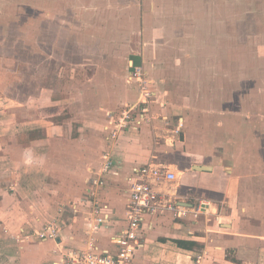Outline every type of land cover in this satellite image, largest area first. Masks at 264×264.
<instances>
[{"label": "crops", "instance_id": "1", "mask_svg": "<svg viewBox=\"0 0 264 264\" xmlns=\"http://www.w3.org/2000/svg\"><path fill=\"white\" fill-rule=\"evenodd\" d=\"M252 1L38 0L32 40L30 4L20 18L13 1L0 0V264H58L69 236L85 248L90 239L114 248L122 221L92 231L89 205L79 204L62 231L69 234L27 240L46 223L48 207L36 208V200L55 202L63 193L54 184L48 194L49 178L73 167L75 179L85 175L86 192L105 154L122 167L109 174L100 198L121 218L135 166L153 160L176 173L161 188L176 190L186 213L151 215L135 264H264V55L257 53L258 70L247 68L242 79L235 60L240 8L250 13ZM255 6L264 21V0ZM31 47L38 85L29 79L16 88L29 78ZM79 55L86 64L73 63ZM135 65L145 71L149 95L130 73ZM81 69L86 79L71 78L62 90L63 73ZM133 104L141 122L113 136Z\"/></svg>", "mask_w": 264, "mask_h": 264}, {"label": "built area", "instance_id": "2", "mask_svg": "<svg viewBox=\"0 0 264 264\" xmlns=\"http://www.w3.org/2000/svg\"><path fill=\"white\" fill-rule=\"evenodd\" d=\"M131 75L140 82L141 90L149 95L147 86L148 80L144 77L145 71L141 65L133 66ZM138 104L126 106L115 125L112 135L117 130L130 126L131 121L135 124L141 122L137 115H142ZM134 126L135 125H131ZM121 165L114 162L108 155H104V163L99 171V176L92 180L93 187L104 185L109 174L118 175ZM176 179V173L162 162L149 160L139 166H135L130 175L127 176L125 192L127 201L125 214L117 219V212L108 201L100 198V190L88 191L87 196L80 197V203L73 204L74 210H79L78 204L89 205V215L85 217L92 231L102 226H111L120 219L122 223L111 236L113 249H99L92 239L88 241L86 248H76L65 253L66 264H135V255L138 250L146 245V231L151 222L148 219L151 215L173 212L177 216L186 213L181 200L182 197L176 190L163 189L164 184L172 185ZM84 210V209H83ZM82 211V209H81ZM62 223L64 220L54 218L43 224L40 230L34 232L41 240L62 238ZM62 240V239H61Z\"/></svg>", "mask_w": 264, "mask_h": 264}, {"label": "rangeland", "instance_id": "3", "mask_svg": "<svg viewBox=\"0 0 264 264\" xmlns=\"http://www.w3.org/2000/svg\"><path fill=\"white\" fill-rule=\"evenodd\" d=\"M10 1H13L12 2L13 13L16 16H19L20 18L21 17L22 18L28 17V14L26 16L24 10L23 9L20 10V8H22V6H24L26 8V6H28V4H30V6H29L30 8L28 7V10H25V11H27V13L29 12L30 17H31V20H30L31 25H32L31 38H32V40H37L38 35L36 32H37V27H38L37 22L39 20L38 0H10ZM252 2H253L254 7L249 6V12L250 13L246 14L244 9H243V7H244L243 6L242 8H240V15L238 17L239 18V21H238L239 43L237 42L238 43V48H237V51H238L237 55L238 56L236 55L237 58L235 60H237L236 63L238 65L237 68L239 69V71L241 69H244V73H241V72L239 73V79H242L243 77L246 76L245 71L247 68L253 69V67H254L255 71L258 70V65L256 63L257 57H258L257 53L259 52L260 56L264 55V47L261 46L262 43L264 42V40L262 41V38H261L262 32H264L263 14H259L257 12L258 6L256 4V6H257V9H256V6H255L256 0H254ZM240 4L245 5L242 2V0H240ZM224 13H225V10H224ZM223 29L225 31L224 25H223ZM49 30H50V21H48V24H47V31H49ZM246 38L248 39V41L246 40ZM17 44H18V42L16 41V45ZM31 48H32L31 49L32 53L30 56L31 57V64H29L30 66H29V71H28L29 78L20 81V82H22L21 84H18V85L16 84L15 85L16 88L17 87H19L21 89L25 88V86H23V85L26 82H30L29 79L31 80L32 85H34V86H35V84L38 85V73H37L38 67L37 66L39 63V57L34 55L35 48L34 49H33V47H31ZM16 52L18 54L20 51L16 50ZM82 52H83V50L81 51V54H82ZM67 61L69 62L70 60L67 59ZM70 63H71V61H70ZM73 63L77 64V65L86 64L85 57H83L81 55L76 56V58H73ZM52 67H54V65H52ZM21 70H22V67H21ZM88 74L89 73L85 72L83 69L79 70V72L77 71L76 73H72V72H69L66 74L63 73L62 78L64 80L63 84H65V88H63L62 90L67 91L70 88V85H69L70 82L68 80H70L71 78H74L73 79L74 82H76V79H79V83H81L80 78H83V80H85L86 76H88ZM53 76H55L54 72L52 73V77H50V75L47 77V79H48L47 82L50 80V78H52V80H53ZM52 80L50 81V83H52ZM259 89H260V92L264 91V89H262V88H259ZM240 91L242 92L241 89H240ZM81 95H82V92H80L79 98L81 100H85V98H83ZM242 99H243V96L241 95L240 99L236 98L235 100H238V101L240 100V104H241ZM240 104H237L236 107L239 108ZM96 129L100 130L99 128H96ZM73 170H74L73 167L69 168L66 166L64 167V165H63L61 171L59 172L60 174L58 173L59 177H55V182L51 181L54 179V176L49 178V182H48L47 188H46V190L50 191V193H48L49 195L55 194L54 192L53 193L51 192V190H53V188L55 187L54 184L59 186V188H61V189H59V192H60V190L63 191L62 195L59 194V197L57 196L58 195L57 193H56L57 195L56 194L54 195V196H56L57 201L50 202L48 200L47 201L42 200L39 202L38 200H36L37 201L36 206H35L36 208L38 206L40 207L41 205L46 206V208L48 207V209L46 211L47 213H46V218H45L44 222H47L49 220H52L54 218L59 217L60 220H64V223H62L63 230L66 228H69L71 226V224L73 223V218H74L73 204L76 202H79L80 197L82 198L83 196H87V194H86L87 191H92V190L95 192L97 190L101 191L106 186V185H101V186L95 185L93 187V183L91 181L90 184L88 183L89 187H88L87 191L85 192V191H83V186H82V184L84 183L85 175L83 174L84 177L83 176L81 177L79 175L78 179L77 178L75 179L74 175H76L77 173H75ZM79 174L82 175V172H80ZM70 179L73 180L74 182L70 181ZM58 181H61V183H59ZM48 191H46V192H48ZM32 204H35V202H33ZM80 205H82V204H80ZM49 208H50V210H49ZM79 213H81V211H79ZM117 216L120 217L119 214ZM119 217H117V219ZM120 222H121V220L119 219L116 222V224H118ZM41 227H40V225L39 226H37V225L33 226L31 236H29V238H31V239L27 238V240H31V241H34V239L35 240L36 239L41 240L37 237V235L34 232L35 229L40 230ZM66 234H69V233H63L62 236H65ZM33 236L35 238H32ZM71 240H72L71 236H69L65 240L62 238V240H61V242H62L61 260L58 262V264H66V262H64L63 257H65V253L70 252L69 250L76 249L77 247L78 248L79 247L85 248V247H82V245H80L79 243L74 244Z\"/></svg>", "mask_w": 264, "mask_h": 264}, {"label": "water", "instance_id": "4", "mask_svg": "<svg viewBox=\"0 0 264 264\" xmlns=\"http://www.w3.org/2000/svg\"><path fill=\"white\" fill-rule=\"evenodd\" d=\"M195 168H198V169H207L209 168V166H203V165H195Z\"/></svg>", "mask_w": 264, "mask_h": 264}]
</instances>
